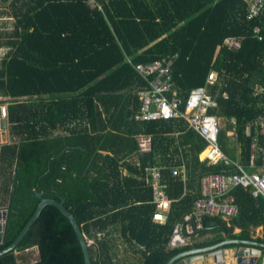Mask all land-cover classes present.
I'll use <instances>...</instances> for the list:
<instances>
[{
    "label": "trees",
    "instance_id": "1",
    "mask_svg": "<svg viewBox=\"0 0 264 264\" xmlns=\"http://www.w3.org/2000/svg\"><path fill=\"white\" fill-rule=\"evenodd\" d=\"M90 1L0 0V48H7L0 105L13 136L1 151L0 205L9 214L0 252L42 199L63 202L72 213L92 241V264H166L226 239L264 244V197L239 186L230 192L235 218L201 220L188 244L171 246L174 229L186 228L185 216L201 199L204 178L239 169L201 161L208 144L182 117L140 120L141 93L154 77L136 70L172 60V88L163 96H177L184 112L192 92L206 90L215 104L208 114L224 122L221 153L239 166L264 165V92H255L264 90L263 19H247L245 0H92L94 7ZM141 136L149 137L145 150ZM153 167L171 203L163 223L152 220ZM182 167L181 177H171ZM257 226L263 234L253 238ZM0 264H84V257L69 220L46 206Z\"/></svg>",
    "mask_w": 264,
    "mask_h": 264
},
{
    "label": "built area",
    "instance_id": "2",
    "mask_svg": "<svg viewBox=\"0 0 264 264\" xmlns=\"http://www.w3.org/2000/svg\"><path fill=\"white\" fill-rule=\"evenodd\" d=\"M248 6L247 19L253 20L262 18L264 21V0H245ZM90 5L94 7V1H90ZM261 31L260 27H256L253 31L254 35H258ZM225 43L235 48L239 44L234 39H226ZM156 61L152 64L137 65V72L145 79L150 81L151 89L141 93L142 107L140 120H156V119H172L184 118L189 127L197 132L208 144L204 153V160L211 162L224 161L227 158L223 155L218 146V132L220 129L219 119L208 114L210 107H214L213 99L206 93V90H197L192 92L188 99L185 111L180 110L181 100L172 94L170 97H164L165 92H170L171 83V61ZM215 80V74L211 73L208 82ZM257 94L263 93L262 88H256ZM226 98V96H224ZM0 115L3 119H8V113L5 106H0ZM264 129V128H263ZM142 148H148L149 140H141ZM255 148V145H253ZM254 157V156H252ZM239 171L233 175H211L202 181V194L195 205L191 214L185 216L186 228L178 225L174 229L170 244L171 246L188 244L191 241L189 234L200 230L201 220L204 217H225L226 219L235 218L238 215L239 208L234 197L230 195L232 189L236 187L250 188L255 196L262 195L264 197V172H248L243 167L238 166ZM184 174V169L173 168L171 177L179 178ZM149 187L152 191L153 205L156 212L152 215L154 222L163 223L166 220V214L170 207V201L164 194V186L161 181L160 169L157 167L148 170ZM194 221V225L193 222ZM196 230V231H197ZM92 241H89L91 244Z\"/></svg>",
    "mask_w": 264,
    "mask_h": 264
},
{
    "label": "water",
    "instance_id": "3",
    "mask_svg": "<svg viewBox=\"0 0 264 264\" xmlns=\"http://www.w3.org/2000/svg\"><path fill=\"white\" fill-rule=\"evenodd\" d=\"M8 128V120L3 119L0 115V132H2V137L4 138L2 143L7 142ZM38 197L41 198L42 194H38ZM46 206L56 207L69 220L77 237L80 248L82 249L84 264H92L89 241H87L86 237L81 232V229L74 216L64 207L63 202H58L52 199L41 200L35 213L21 231L19 236L11 245L0 252V256H3L4 254L16 249ZM8 214L9 211L7 209H0V245L3 244L5 239V229L8 220ZM207 219L211 218H203V220ZM229 246L234 247L228 248ZM261 249H264L263 243L238 239H226L218 244L205 247H195L190 250L183 251L175 256H172L166 264H256V260L261 253Z\"/></svg>",
    "mask_w": 264,
    "mask_h": 264
},
{
    "label": "crops",
    "instance_id": "4",
    "mask_svg": "<svg viewBox=\"0 0 264 264\" xmlns=\"http://www.w3.org/2000/svg\"><path fill=\"white\" fill-rule=\"evenodd\" d=\"M7 52V48H0V60L4 57V55L6 54ZM4 100V98L0 97V102ZM6 104H4L3 106H5ZM2 106V105H0ZM6 107V106H5ZM220 120V119H219ZM222 121V120H221ZM223 122V121H222ZM224 123V122H223ZM7 134H8V137H7V142L6 143H2L3 141V137H2V132H0V167H1V151L3 149V147L5 145H9V144H12L13 143V136H12V132H11V129L8 128V131H7ZM230 134V133H229ZM147 138L146 136H141L139 137V142L143 139ZM148 148H149V144H148ZM205 153L203 152L201 155H200V160L203 161L205 156L203 157L202 155H204ZM228 163L224 162L225 165L227 166H239V164H235L234 162H229V160H227ZM239 167H243L245 170L248 171V168L252 169V171H249V172H264V165H258V164H254V162H252L250 164V167H245V166H239ZM127 175V171L125 170L124 171V176ZM0 209H5V206H1L0 205ZM222 219H224L225 221H230L231 219L229 218H225V217H220ZM203 220V219H202ZM202 227V226H201ZM252 233H253V238H257V237H261L262 234H263V229H262V226H257L256 228H252ZM241 232V229L239 228H236L235 229V233H239ZM262 252L260 253V255L258 256V258H260ZM257 258V260H258ZM257 260H256V263H257ZM262 264H264V258L262 260Z\"/></svg>",
    "mask_w": 264,
    "mask_h": 264
},
{
    "label": "rangeland",
    "instance_id": "5",
    "mask_svg": "<svg viewBox=\"0 0 264 264\" xmlns=\"http://www.w3.org/2000/svg\"><path fill=\"white\" fill-rule=\"evenodd\" d=\"M219 122H220V128H222L224 126V123L221 120H219ZM145 139L149 140V137H147ZM28 255L31 258V262L35 263L36 260H38V253L36 250H32V251L28 252Z\"/></svg>",
    "mask_w": 264,
    "mask_h": 264
}]
</instances>
